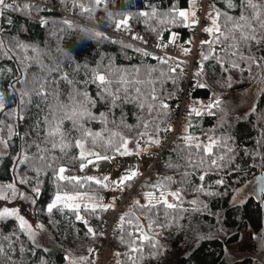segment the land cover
<instances>
[{
  "label": "trees",
  "instance_id": "1",
  "mask_svg": "<svg viewBox=\"0 0 264 264\" xmlns=\"http://www.w3.org/2000/svg\"><path fill=\"white\" fill-rule=\"evenodd\" d=\"M210 1L208 28L214 27L212 20L217 11L222 13L218 21L221 25L224 15L238 18L244 11L241 0H232L234 7H229L227 0ZM67 2H72L76 18L31 2L14 6L22 10L3 9L0 15V39L5 44L0 48V94L5 104L0 111L3 121L0 138L8 145L5 148L0 144V188L15 184L16 190H23L31 203L33 218L43 226L40 235L32 238L14 216L0 219V249L4 250L0 252V264H90L96 235L87 226L93 230L99 226L102 206L110 203L115 188L108 181L105 182L108 187L97 185L85 175L77 176L82 187L75 182L60 181L54 169L64 167L66 176L71 177L80 169L81 151L86 154L84 163L95 158L88 153L108 157L120 154L125 139L127 149L137 151L136 141L143 143L141 147H152L155 144L145 143L148 137L160 140L168 128L169 111L178 91L176 70L184 67V62L117 36L116 21L130 17L128 28L138 30L144 40L160 36L175 40L183 50L191 45L192 27L185 26L176 15L190 9L189 0H102L99 5L95 0L49 1L51 6ZM254 2L264 5V0ZM25 4L30 5L29 9L23 10ZM81 4L90 10L83 11ZM153 8L155 16L138 15L141 11L151 13ZM248 14L251 15L250 9ZM96 33L102 36L97 37ZM213 40L214 34L209 33L208 41ZM17 42L27 47H17ZM212 44L216 43L200 44L195 57L197 68L192 80L196 88L192 91L194 103L190 110L196 111L188 113L187 118V137L192 138L193 146L189 147L184 139L165 154V170L178 171L174 183L167 178L157 185H140L143 202L133 201L124 208L112 239L116 264H264V247L259 259L251 256L230 259L219 235L200 231L225 230L228 232L225 242L229 243L243 232H259L263 219L257 196L248 195L239 202L231 200L242 185L264 169V92L257 91L264 77V42H252L240 49L245 57L255 58L256 63L226 55L225 44H216L219 49L213 52ZM158 57L168 62L162 63ZM234 61L239 67H232ZM93 70L107 74L113 81L124 77L131 82L110 85L113 93L120 96L115 105L92 82ZM64 76L68 79H63ZM41 84L49 93L47 100L36 95ZM255 87L253 102L248 106L250 90ZM136 88H140V93ZM152 89L159 97L157 101L152 100ZM76 92H86L95 101L89 106L95 119L85 118L75 127L72 120L65 119L61 130L65 133L63 142L68 146L63 150L52 148V143H60L61 137L44 141V132L38 135L35 130L37 120L42 128L46 127L43 118L49 115V105L69 104V96ZM134 96L138 99L132 100ZM213 98L219 101V107L208 109ZM140 101L145 102L144 108L139 107ZM147 104L153 105L151 112ZM161 104H167L168 108H161ZM57 115L64 113L60 111ZM142 132H147L143 139L139 135ZM209 137L227 142L233 152L225 156L226 149L214 148L213 155L201 163L203 153L194 145L208 144ZM77 141L83 149L76 147ZM37 144L46 151L39 152ZM220 156H225L218 161L221 167L207 162ZM22 159L24 163H17ZM201 175L205 177L203 181ZM160 185L165 192L163 199L174 204V208H166L154 200V207L149 204L146 194L159 198ZM36 187L38 195L32 191ZM173 192H178L180 198L170 195ZM57 194L82 197L80 208L70 209L61 202L49 213L47 205ZM83 199L95 201L96 205L90 206ZM77 214L81 220L76 219Z\"/></svg>",
  "mask_w": 264,
  "mask_h": 264
},
{
  "label": "snow or ice",
  "instance_id": "2",
  "mask_svg": "<svg viewBox=\"0 0 264 264\" xmlns=\"http://www.w3.org/2000/svg\"><path fill=\"white\" fill-rule=\"evenodd\" d=\"M190 2V9L185 11V10H181L178 11L176 13V15L181 18L182 22L185 23V26L187 27H194L197 23L196 20V11H195V3L196 0H189ZM95 3L97 5H99L100 3H102V0H95ZM228 6L229 7H234L235 5L232 4V0H227ZM241 6L243 7L244 11L241 12L240 16L238 18H234L232 16H227L224 15V21H223V25H221L220 23H218V21L221 18L222 13H220L219 11L216 12V16L213 18L212 20V24H213V28H206L205 31L210 33V34H214V40L213 41H201V44H206V43H216V44H225L226 48L224 49L225 54H230L231 56H239V58L241 60H248L251 61L252 63H256V59L253 57H245L241 52L240 49L247 44H251L252 42H256V43H261L264 42V5H261L260 3L254 2V0H241ZM30 5L25 4L23 5V10H27L29 9ZM80 7L82 8L83 11H89L90 9H86L84 8V6L81 4ZM149 7H151V5H149ZM8 8H13V10H22V9H17L14 8L13 4H9L7 3V0H0V15H3V9H8ZM249 9L251 10V15L248 14ZM139 16H155L156 15V10L153 8L152 12H144L141 11L140 13H138ZM175 18V17H174ZM130 17L128 16H123L120 20L116 21L115 23V27L117 30H120L121 28L127 30L128 28V22H129ZM190 20V23H188ZM11 22V21H10ZM255 22V27L253 26ZM65 23H69L68 21H65ZM0 31H2V29H0ZM97 37H101L102 34L101 33H96ZM133 39H139V37H132ZM229 41H231L229 43ZM172 41H170L171 43ZM17 47L20 48H25L27 47L24 44H21L19 42L16 43ZM158 47H160V45H157ZM5 44L4 41L2 39H0V48H4ZM139 51V49H138ZM185 54H187L188 50L185 49ZM145 55H148V53H145ZM158 60H160V62L162 63H167L168 61L166 59H164L163 57H158ZM203 59L207 60L208 56H203ZM232 67L236 68L239 67V64L236 63L235 61L232 63ZM171 71H175V69H171ZM197 75H200V73H197ZM63 79L67 80V76H64ZM92 82L93 83H97L98 84V88L100 89L101 95H105L106 94V98L110 97L111 98V102L113 103V105L116 104V102L118 100H120V96L113 93V91L111 90L110 85L112 83H118L121 85H125V84H130L131 82L126 80L124 77H121L120 80L118 81H113L111 79H109L107 74H101L99 72V70H93V75H92ZM17 83H19V81H17ZM68 83H72L71 80L68 81ZM136 83H145L144 81H136ZM147 83H152V81H148ZM199 87H205V85L203 84H199ZM12 90L15 91V86L12 85ZM120 89H117V91H119ZM125 91V93H127V88L123 89ZM140 88H136V92L140 93ZM24 95H28L27 93H24ZM36 95L40 96L42 100H47V97L49 95V93L47 92V89L45 87L44 84L40 85V88L38 91H36ZM79 97H82V99H78ZM127 98V97H126ZM132 100H137V97H131ZM159 99V97L157 95H155V89H152V100L153 101H157ZM69 104H58L56 106H51L49 105V115H46L43 118V125L46 126L44 128H42L41 126V121L38 119L37 123L35 125V130L37 132V134L39 135L42 131L44 132V135L42 136V139L44 141H48L49 138L51 137H56V136H60L61 137V141L60 143H56L53 142L52 143V148H57L60 147L61 150H63L64 148H66L68 145L65 144L63 142V137L65 136V133L62 132L61 130V125L63 123V121L65 119H69L72 120L73 122V126L75 127L77 125V123H79V121L85 119V118H89V119H95V117L92 116L91 112L89 111V106L93 105L95 103V101L90 98L86 92L81 93V92H76L72 95L69 96ZM21 103L23 104L24 101L21 100ZM145 102L144 101H140L139 102V107L144 108ZM148 110L149 112H151L153 110V105L152 104H147ZM161 108H168L167 104H161L160 105ZM208 109H212L213 107H219V101L215 98H213V102L211 104H209ZM5 108V104H4V98L3 95L0 94V111H3ZM69 108H71V111L69 112ZM41 111H43V109H41ZM63 111L64 115L63 116H58L57 113ZM196 110L193 108L190 110L189 115L192 114V112H195ZM197 115H200L199 112H196ZM11 115V114H9ZM103 115V114H101ZM49 116L51 117V119H49ZM22 118V117H21ZM0 124H3V121H0ZM82 127V125H81ZM148 127V124L145 123V128ZM190 127V125H189ZM9 130L11 132V127L9 126ZM168 131H171V129H168ZM87 135H92V133H87ZM96 136H99V133L95 134ZM141 139H143L144 136L147 135V132H142L139 134ZM11 138V136H9V139ZM185 139L188 141V146L192 147V138L191 137H185ZM209 143L204 145V144H200L197 143L194 145V147L198 150V151H202L203 155L201 157V163L206 162L205 161V157H211L213 155V149L217 148V147H222L224 149H226L225 152V156H227L228 153H232L233 149L227 144V142L221 141L219 139H215L212 137L208 138ZM145 143H151V144H158L159 140L158 139H153L152 137H148V140L145 141ZM0 144H3V146L5 148H7V142L6 141H0ZM128 144V140H123L122 143V147H124V151L120 152L119 149H117L118 152H120V155H130L132 154L126 147V145ZM37 149L39 152H44L46 151V149H41L39 144L36 145ZM76 147H79L81 149H83V145L80 141L76 142ZM141 147L140 142L138 141L136 143V148H137V152L136 154L139 155V149ZM87 155H91L95 157V160L93 159H87V163H84V160L86 159V154L84 151H81L79 159L81 161L80 163V169L83 170L85 167H87L88 164H95L97 161L100 160H108L110 159L108 156H102L98 153H88ZM225 156H220L216 159H211L210 161H207L210 163V165L212 166H216V167H221V165L218 163V161L220 160H224ZM41 159H44L43 156L40 157ZM25 160H18L17 163H24ZM56 178L60 181H68V182H75V184L79 185V186H83L82 184H80V180L78 177L76 176H66L64 173L66 172V169L64 167H59L58 169H54ZM39 173V170H38ZM138 175L137 171L135 170H131L128 173H126L125 175L121 176L118 183H117V187H121L126 185L127 182L131 181L134 177H136ZM204 176L201 175L200 179L203 181L204 180ZM88 181H91L97 185H100L102 187H108V183H105L107 181H109V178L107 176L104 177L103 181L101 180H97L93 177H87L86 178ZM24 181H21V183H23ZM217 183H222V181H217ZM161 188V192H160V197H154L152 193H147L146 196L149 199V204L151 206H155L153 204V200L155 201L156 204H162L163 206H165L166 208H174L175 205L168 203V201L166 199H163V197L165 196V192L162 190L163 186L160 185L158 186ZM10 191L11 193V197H15L17 195V191H16V187L15 184H8L6 186H3V188H0V200H6L9 199V195L8 192ZM32 191L35 194H39V188H33ZM261 191H264V188L261 189ZM21 196H23V193L20 194ZM170 195H172L174 198L179 199L180 195L178 192H173L170 193ZM76 196H72V195H60L57 194L51 203H49L47 205V211L49 213H51L53 211L54 208H56L58 206V204H60L61 202L64 203L65 207H68L70 209H79L80 205L79 204H69L67 203L70 200H74L76 199ZM82 198V197H81ZM33 203H35V200L33 199ZM138 203V202H137ZM86 208L88 207L87 205L85 206ZM104 208V210H107V206H102ZM148 207V206H145ZM93 211L95 210V208L93 207L92 209ZM17 215V210L15 209H8V208H4L3 210H0V219H4L7 217H11ZM19 219L20 222V227L23 230L24 225L26 224V221L23 219V217H17ZM77 220H81L82 217L77 214L76 216ZM121 219L123 220V217H121ZM37 228H42V225H36ZM92 230L89 229V232H91ZM141 239H143V237H141ZM135 250V249H133ZM3 249H0V252H3Z\"/></svg>",
  "mask_w": 264,
  "mask_h": 264
},
{
  "label": "built area",
  "instance_id": "3",
  "mask_svg": "<svg viewBox=\"0 0 264 264\" xmlns=\"http://www.w3.org/2000/svg\"><path fill=\"white\" fill-rule=\"evenodd\" d=\"M49 1L7 0V3L20 7L22 3L31 2L40 5L43 9H50L60 15L76 18L72 2L51 6ZM195 8L197 23L191 28L192 40L187 54H185V51L179 47L175 40H165L160 36H151L144 40L140 38L138 30L132 28H127V30L121 28L115 31V34L121 38L131 40L168 57L183 61L184 67L177 68L176 70L178 91L169 111L168 128L160 138L159 143L153 146L154 150L151 152L150 162L138 173L132 183H126V185L116 187L113 190L107 210L103 209V216L99 226L96 230L90 227L91 232L96 235L90 264H115L109 254L113 250V233L118 228L119 218L126 205L133 201L143 202L144 196L139 189L140 185H157L167 178L174 183L176 179L178 171L167 172L164 168V157L174 144L182 142L187 137L186 123L189 110L194 103L192 91L196 88L192 80L193 71L197 68L195 57L201 41H208L209 39V33L205 29L208 28L211 1L196 0ZM134 36L139 37V39H133L132 37ZM170 41L172 42L170 43ZM157 45H160V47ZM211 48L213 52L219 49L216 44H212ZM168 129H171V131H168ZM140 144L143 145L142 142ZM174 187L172 185V188Z\"/></svg>",
  "mask_w": 264,
  "mask_h": 264
},
{
  "label": "rangeland",
  "instance_id": "4",
  "mask_svg": "<svg viewBox=\"0 0 264 264\" xmlns=\"http://www.w3.org/2000/svg\"><path fill=\"white\" fill-rule=\"evenodd\" d=\"M255 90L256 87L250 90L247 101L248 106L253 102V93L255 92ZM0 141H2L1 138ZM152 150V147L142 146L138 150L139 155L136 154L137 151L130 150L129 151L132 153L130 155L116 154L109 157L110 159L108 160H100L95 164H88L87 167H85L83 170L79 169V171L75 175L72 174V176H96V179L101 181H103L104 177L107 176L109 178L108 183H111L112 188H116L121 176L125 175L131 170L141 171L150 162ZM91 159L95 160V158ZM85 163H87V161ZM16 191L17 195L15 197H11V193L9 191L8 195L10 198L6 200H0V210H3L4 208L17 210V215H14V217L18 220V222L19 219L17 217H23V219L26 221L24 228L27 230L28 234H30L32 238H34L36 235L39 236L41 228L36 227V225H39V223L33 218L31 203L26 193L21 189H18ZM21 193H23V196L20 195ZM248 195L256 196L255 183L253 182V179L247 181L244 185H242L234 193L231 201L239 202L242 199L246 198ZM81 200L82 198L79 197L74 200H70L67 203L73 205L79 204ZM83 202L90 204V206L96 205L95 201L92 202L83 199ZM90 227L91 226L88 225L87 229L89 230ZM200 231L206 235L213 233L219 235L223 239L225 254L230 259H237L244 256H251L259 259L261 256L263 242L260 231L256 233L250 231L243 232L236 241L229 243L225 242V237L228 235V232L225 230H205L204 228H201ZM178 252H183V247H180ZM109 254L111 260L116 264L117 262L114 250H112Z\"/></svg>",
  "mask_w": 264,
  "mask_h": 264
},
{
  "label": "water",
  "instance_id": "5",
  "mask_svg": "<svg viewBox=\"0 0 264 264\" xmlns=\"http://www.w3.org/2000/svg\"><path fill=\"white\" fill-rule=\"evenodd\" d=\"M257 91L258 92L259 91L264 92V77L262 78L261 84L258 87ZM253 182L255 183L256 195L258 196L261 193L264 194V191H261V189L264 188V169H262L259 173H257L254 176ZM260 207H261L262 214H263V219H262L261 228H260V234H261V238H262L263 245H264V198L260 202ZM155 236H157V234Z\"/></svg>",
  "mask_w": 264,
  "mask_h": 264
},
{
  "label": "flooded vegetation",
  "instance_id": "6",
  "mask_svg": "<svg viewBox=\"0 0 264 264\" xmlns=\"http://www.w3.org/2000/svg\"><path fill=\"white\" fill-rule=\"evenodd\" d=\"M257 196V195H256ZM258 199H259V202H261V200L264 198V194L263 193H261V194H259L258 196ZM263 242V241H262ZM263 247H264V245H263Z\"/></svg>",
  "mask_w": 264,
  "mask_h": 264
},
{
  "label": "crops",
  "instance_id": "7",
  "mask_svg": "<svg viewBox=\"0 0 264 264\" xmlns=\"http://www.w3.org/2000/svg\"><path fill=\"white\" fill-rule=\"evenodd\" d=\"M152 148H153V150H154V147H153V146H152ZM153 150H152V151H153ZM137 172H140V170H139V171H137ZM92 175H93V174H92ZM99 175H100V174H99ZM101 176H102V175H101ZM90 177H93V176H90ZM113 189H114V188H113ZM111 190H112V189H111ZM110 192H111V191H110ZM110 192H109V193H110ZM112 192H113V191H112ZM109 200H110V199H109ZM109 200H108V201H106V202H109ZM74 205H75V204H74Z\"/></svg>",
  "mask_w": 264,
  "mask_h": 264
}]
</instances>
